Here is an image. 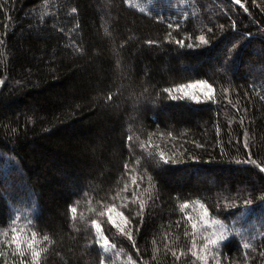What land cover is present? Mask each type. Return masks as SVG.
I'll use <instances>...</instances> for the list:
<instances>
[{
  "label": "trees",
  "instance_id": "16d2710c",
  "mask_svg": "<svg viewBox=\"0 0 264 264\" xmlns=\"http://www.w3.org/2000/svg\"><path fill=\"white\" fill-rule=\"evenodd\" d=\"M261 168L264 0H0V264H264Z\"/></svg>",
  "mask_w": 264,
  "mask_h": 264
},
{
  "label": "snow or ice",
  "instance_id": "6c2138e0",
  "mask_svg": "<svg viewBox=\"0 0 264 264\" xmlns=\"http://www.w3.org/2000/svg\"><path fill=\"white\" fill-rule=\"evenodd\" d=\"M237 3H240V0H236ZM199 41L201 43H207L205 37L203 35L199 36ZM182 43V42H181ZM197 85H187L186 87H189V88H192V87H196ZM201 87H203V85H201ZM261 171H264V168H261ZM133 183L135 184V180H133ZM126 190V189H125ZM143 203L141 204V211H143ZM189 205L188 204H183L181 206V211H183L184 209L188 208ZM73 213L76 212V208L73 207L72 209ZM115 211V205H113L111 208H109L107 210V216H108V223L112 224V226L114 228H119L120 231L123 233L124 232V229L120 227V225L117 223L116 219L113 218V215H112V212ZM106 213L104 211H101L99 213L100 216H104ZM118 216L122 217L125 221V224L128 223V218L127 217H124L123 216V213H117ZM208 215V212H207V209L204 210V216H207ZM190 219V217H189ZM92 225L98 230L97 231V243L100 242L101 239H103V242H104V245H108V239H105L102 235V232L103 230L101 229V225L100 223H98L97 221H92ZM192 228L193 230L195 231L196 229V225L193 224L192 225ZM11 237L8 241V244L6 245V247H14V252L12 253L13 255H19L21 257V264H39L40 262V257L42 255V252H44L45 250L44 249H38L36 247V245L38 243L41 242V239L38 238V234L36 232H32L31 233V237H24L22 239V233L24 231V229H18L17 227L13 226L11 227ZM5 236L8 235V233H4ZM128 235V238L129 239H132V236H131V233H127ZM223 238V237H221ZM49 238L47 236H43L42 237V240H48ZM211 243L213 245L216 244V241L213 240L211 241ZM207 247V245H205V248ZM245 248H248L250 247L249 244H245L244 245ZM28 249L29 252L28 254L31 256V260L30 261H25L23 258L25 256V251L24 249ZM105 251H107V248H105ZM194 256L197 255V253L193 252L192 253ZM173 255H175V253H173ZM198 259H203L202 257H197Z\"/></svg>",
  "mask_w": 264,
  "mask_h": 264
},
{
  "label": "rangeland",
  "instance_id": "374dc122",
  "mask_svg": "<svg viewBox=\"0 0 264 264\" xmlns=\"http://www.w3.org/2000/svg\"><path fill=\"white\" fill-rule=\"evenodd\" d=\"M195 85H197V86L196 87H192V88H188L187 91L188 92L200 91L201 94H203V95H208V93L210 92L209 88L207 86H205L204 84H195ZM201 85H203V87H201ZM117 213H119V212H117V210L112 212L113 218L116 219L117 223L120 226H123L124 225V219L122 217L118 216ZM203 216H204V214H203ZM211 223H212L211 226L214 228L215 233L225 235L224 234L225 233V227L222 226L221 223H219L218 221H213ZM94 229L96 231H98L95 227H94ZM101 243L104 244L103 240H102Z\"/></svg>",
  "mask_w": 264,
  "mask_h": 264
}]
</instances>
